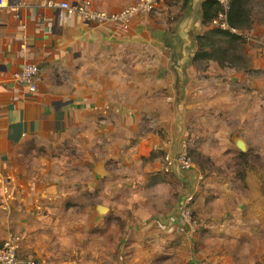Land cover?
<instances>
[{"label":"crops","instance_id":"obj_1","mask_svg":"<svg viewBox=\"0 0 264 264\" xmlns=\"http://www.w3.org/2000/svg\"><path fill=\"white\" fill-rule=\"evenodd\" d=\"M8 1L13 11L0 9V247L14 233L19 257L42 264H264L257 220L264 217V173L251 165L245 182L240 170L228 180L194 157L198 167L189 169H167L166 159L180 152L188 132L192 156L198 150L216 161L240 151L238 138L249 151L241 130L254 123L250 96L259 85L249 81L253 69L236 64L246 60V42L256 62L264 55V0H236L235 14L248 19L237 27L246 41L242 59L226 67L195 58L200 38L215 29L204 17L214 0H162L128 29L56 11L47 0ZM90 1V8L115 12L135 0ZM33 63L41 68L37 91L13 79ZM214 131L218 137L207 139ZM76 134L97 154L93 178L72 197L61 182L49 200L56 180L15 168L17 148L32 136ZM111 159L121 175L116 208L95 188L113 179ZM240 186L250 195L243 204L234 192ZM190 194L195 234L177 229L187 227L181 206ZM240 241L247 261L234 255Z\"/></svg>","mask_w":264,"mask_h":264},{"label":"rangeland","instance_id":"obj_2","mask_svg":"<svg viewBox=\"0 0 264 264\" xmlns=\"http://www.w3.org/2000/svg\"><path fill=\"white\" fill-rule=\"evenodd\" d=\"M241 7L245 14H248L247 7ZM246 31L249 32L250 30ZM242 32L245 35L244 30ZM238 50L241 51L240 48H238ZM253 51L252 44L246 42L242 48V53L246 54V60L236 64V68L249 67L253 69L255 77L249 78V81L255 79L258 81L259 85V89L256 90L255 96H250L252 113L249 117L255 119L254 123H250L249 127H245L244 130H241V133L245 135L250 144L249 151H241L242 153H246L244 156L240 155L241 152L238 150L224 153L223 155L221 154L216 161H211V158L203 155V153L198 150H193V156L191 153V157H194L193 159L198 163H202L213 171H219L222 173V178L226 177L228 180H232L234 174L237 176L236 173L240 170L238 177L242 178L245 182L246 179H243L242 173L251 165L255 166L257 172L261 174L264 173V122H261V119H264V111L262 109L264 102V68H262L264 61L262 58L264 55H262L261 60H259V63H263L261 65L256 62L253 56H249ZM251 71L252 70H250V72ZM84 74H88V71H85ZM163 83L164 82H162V84ZM120 133L124 136L125 130H121ZM206 137L207 139H216L218 137L217 132H208ZM17 149L15 168L20 169L25 174L33 175L34 180H36V176L41 177L43 174L56 180V187L53 190L50 191V189L47 188V197L49 200L56 199L61 182L65 184L68 197H72L78 194V192H76L78 185L80 191L81 189H87L89 182H91L93 178L92 165L97 160V158H95L97 154L95 155L94 151H91L87 142L80 135L76 134L71 137L58 139L57 141L32 136L23 140ZM236 152L238 155H236ZM115 162L114 159L109 160V164L113 171L115 170ZM120 177L121 175L114 171V177L111 181H101V183L95 187L99 192L100 201H104L114 208L118 206V203L113 200V197L120 194L117 189L120 185ZM134 179L135 178H131L132 181ZM92 189L94 188H91V190ZM234 192L239 195L240 204H243L242 201H248L250 197L247 193L246 186L237 187ZM237 209L238 207L236 205V207L233 208V212ZM257 220L262 222L260 227H262V232L264 233V217L257 216ZM239 244L240 249H235L234 255L237 256L239 261H247V254L240 253L241 250L246 251V246L243 245L242 241H240Z\"/></svg>","mask_w":264,"mask_h":264},{"label":"built area","instance_id":"obj_3","mask_svg":"<svg viewBox=\"0 0 264 264\" xmlns=\"http://www.w3.org/2000/svg\"><path fill=\"white\" fill-rule=\"evenodd\" d=\"M162 0H135L133 3L119 11L109 12L104 9L90 8L91 1L83 0L79 3H69L67 0H47L49 6L54 10H65L68 12H77L81 19L95 21L99 25L111 24L114 26L128 29L131 23L138 17L151 13L159 6ZM219 10L211 21L213 27L228 30L231 33L240 34L241 31L233 26L230 22V12L232 10V0H216ZM0 9L11 13L13 6L8 0H0ZM41 68L38 64L33 63L24 66L19 72L15 73L13 79L21 87L29 91H37L40 88L39 76ZM191 134L188 132L184 135L181 143V150L178 154H168L167 169H172L177 165L181 169L197 168V163L191 157ZM194 194L186 197L181 206V214L184 223L180 224L177 229L179 232H187L195 234L198 231V222L191 208L190 202L193 200ZM20 237L14 233H10L4 244L0 247V264H42L35 259L19 257Z\"/></svg>","mask_w":264,"mask_h":264},{"label":"trees","instance_id":"obj_4","mask_svg":"<svg viewBox=\"0 0 264 264\" xmlns=\"http://www.w3.org/2000/svg\"><path fill=\"white\" fill-rule=\"evenodd\" d=\"M236 0H232V10L230 12V22L233 26L240 27V25L247 21L246 18H240L235 14ZM214 5L204 8L205 21H212L219 10V6L214 0ZM240 16L245 17V13L240 11ZM246 39L243 35L231 33L228 30L213 28L208 34L202 36L199 41V47L196 51L197 59H203L205 62L209 60H217L223 67L231 66L242 59V55L238 50ZM246 155V153H240Z\"/></svg>","mask_w":264,"mask_h":264},{"label":"water","instance_id":"obj_5","mask_svg":"<svg viewBox=\"0 0 264 264\" xmlns=\"http://www.w3.org/2000/svg\"><path fill=\"white\" fill-rule=\"evenodd\" d=\"M236 145L240 149V151H242V152L248 151L247 143L245 142V140L243 138H238V140L236 141ZM95 171L100 175H105L104 166H102V165H98L96 167Z\"/></svg>","mask_w":264,"mask_h":264}]
</instances>
